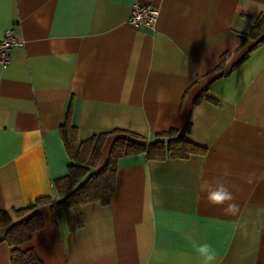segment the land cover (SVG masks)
<instances>
[{"label":"crops","instance_id":"0c3cea01","mask_svg":"<svg viewBox=\"0 0 264 264\" xmlns=\"http://www.w3.org/2000/svg\"><path fill=\"white\" fill-rule=\"evenodd\" d=\"M147 3L154 27L130 24ZM262 13L264 0H0V37L12 29L23 41L0 64V210L11 217L0 264L7 230L35 212L43 226L19 248L43 264H204L202 243L216 264H264V43L240 45ZM68 109L80 140L109 132L91 172L118 137L147 143L187 121L206 152L120 157L109 203L83 204L81 223L52 203L17 218L39 197L61 200ZM215 180L227 181L235 215L207 202L201 187Z\"/></svg>","mask_w":264,"mask_h":264},{"label":"trees","instance_id":"16d2710c","mask_svg":"<svg viewBox=\"0 0 264 264\" xmlns=\"http://www.w3.org/2000/svg\"><path fill=\"white\" fill-rule=\"evenodd\" d=\"M247 39L255 42L252 48L264 43V13L257 18L249 32L240 36V45L243 46ZM243 59L235 65L240 64ZM225 60L226 55H223L218 68L223 67ZM200 99L201 97H198L196 102ZM189 130L190 122L187 121L182 130L171 128L159 132L154 140L147 143L141 142L142 137L135 133H129L130 138L118 137L109 149L106 163L97 171L91 172L100 160L104 141L109 132L92 134L80 140L78 128L70 122L68 109L60 127V137L71 163L67 174L54 181V187L61 200L56 202L50 196H42L37 198L33 205L15 210L14 214L17 218H21L39 205L52 203L56 216L58 209L62 207L66 213L72 212L81 223L80 208L83 204L92 201L109 203L110 195L116 187L117 161L120 157L144 153L148 160L163 161L169 158H188L191 155L204 154L205 147L186 138ZM10 223L9 213L0 210V227ZM42 226V218L35 212L7 230L4 240L10 247V264H43L32 249L19 248V245L28 241L32 233Z\"/></svg>","mask_w":264,"mask_h":264},{"label":"clouds","instance_id":"9594fccd","mask_svg":"<svg viewBox=\"0 0 264 264\" xmlns=\"http://www.w3.org/2000/svg\"><path fill=\"white\" fill-rule=\"evenodd\" d=\"M227 175L226 172L225 176ZM226 184V180L205 181L201 191L205 193L208 203L213 206H225L224 211L226 213L235 215L238 212V205L234 202L235 197ZM197 251L203 258L204 264H216L217 256L210 244H200Z\"/></svg>","mask_w":264,"mask_h":264},{"label":"built area","instance_id":"2783aa9c","mask_svg":"<svg viewBox=\"0 0 264 264\" xmlns=\"http://www.w3.org/2000/svg\"><path fill=\"white\" fill-rule=\"evenodd\" d=\"M158 18L157 9L150 3L134 4L128 22L135 27L153 28ZM23 44L12 29H7L0 37V64L6 66L10 61L14 46Z\"/></svg>","mask_w":264,"mask_h":264}]
</instances>
